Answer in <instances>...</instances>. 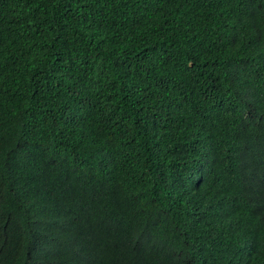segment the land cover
<instances>
[{
  "label": "trees",
  "instance_id": "obj_1",
  "mask_svg": "<svg viewBox=\"0 0 264 264\" xmlns=\"http://www.w3.org/2000/svg\"><path fill=\"white\" fill-rule=\"evenodd\" d=\"M0 264H264V0H0Z\"/></svg>",
  "mask_w": 264,
  "mask_h": 264
}]
</instances>
